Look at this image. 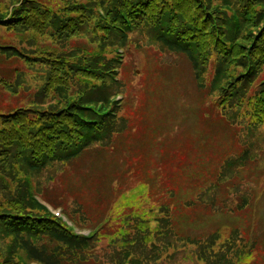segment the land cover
I'll use <instances>...</instances> for the list:
<instances>
[{
  "label": "rangeland",
  "instance_id": "rangeland-1",
  "mask_svg": "<svg viewBox=\"0 0 264 264\" xmlns=\"http://www.w3.org/2000/svg\"><path fill=\"white\" fill-rule=\"evenodd\" d=\"M115 1L0 0V146L14 140L1 136L18 128V108L35 116L109 93L90 103L105 115L71 117L53 145L32 151L41 160L81 145L90 124L104 137L75 160L34 173L2 149L0 210L52 215L88 236L84 264H264L262 0H213L199 80L144 11L113 21ZM0 264H40L5 224Z\"/></svg>",
  "mask_w": 264,
  "mask_h": 264
},
{
  "label": "trees",
  "instance_id": "trees-1",
  "mask_svg": "<svg viewBox=\"0 0 264 264\" xmlns=\"http://www.w3.org/2000/svg\"><path fill=\"white\" fill-rule=\"evenodd\" d=\"M261 3L264 5V0ZM193 4L199 6V9L195 10L198 11L196 14H193L194 12L192 13L191 10ZM212 5L213 0H116L115 5L110 6L114 7L110 10V14H112L113 21L124 24V20L129 18L128 16L141 18L142 15L137 16L135 14L137 11H144V16L146 14L149 16L147 18L163 25L164 29L156 32L157 41L169 51L186 56L196 72L197 80H199L204 69L198 55L202 39L204 36L209 40L213 39L212 17L210 16V14H214L211 9ZM201 10L204 12V16L198 18ZM15 11L16 14L21 15L18 10ZM185 14L190 17V22L193 25L186 21ZM256 15L264 22V8H260ZM14 22L16 23V20H8L2 25L10 27ZM156 28L157 26L154 25V29ZM117 36L122 39L123 44L126 43L128 34L120 33ZM60 61H56L59 62L55 65L56 68L60 65L63 70L68 69L66 66L62 67ZM79 63L81 62L79 61ZM95 66L96 64L92 62V68L89 69L95 71ZM81 67L86 68L87 66L81 65ZM242 67L248 69L245 75H255L258 71L257 67L248 66L246 63H243ZM76 69L74 68V70ZM245 75L242 79L243 83L247 80ZM57 77L61 79V76L57 75ZM199 84L203 86L202 82ZM104 90L101 94L96 92L91 93V95L82 94L79 100L70 102L57 111L34 108L32 111L36 113L35 116L24 111V108H18L21 111L19 115L23 118H17L19 120L18 128L2 133L1 139L5 136L14 140L2 139L10 141V143L0 146V157L4 156L1 152L2 149H7V154L13 156L11 162L13 160L19 161L34 173L43 172L52 160L62 162L75 160L93 143L102 141L104 137L103 134L94 132L90 124L86 123L85 125V128L91 130L87 131L86 138L82 137L81 145L62 149L60 153L54 156L46 155L41 160L34 159L35 154H32V151L39 142L41 144L38 145L39 147L53 145V138L57 136L56 134L61 135L68 131V126L73 123L70 120L71 117L80 120L79 117L90 114L105 115V113H100L95 107L90 106V103H102L108 99L109 93L106 88ZM261 93L264 94V86ZM261 102H264V98L261 99ZM18 109L10 110V113ZM247 153L246 151L245 157H247ZM30 201L33 204L31 198ZM0 224H5V227L15 236L19 246L27 252L31 259L40 264H84L82 258L80 259L81 253L91 244L88 236L75 234L67 225L52 215L33 216L23 211L7 212L0 210Z\"/></svg>",
  "mask_w": 264,
  "mask_h": 264
}]
</instances>
